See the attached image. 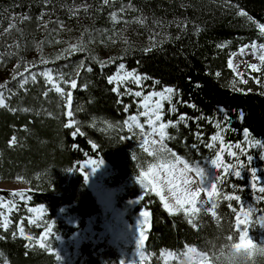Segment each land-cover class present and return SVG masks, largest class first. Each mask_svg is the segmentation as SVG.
Instances as JSON below:
<instances>
[{
  "label": "trees",
  "instance_id": "obj_1",
  "mask_svg": "<svg viewBox=\"0 0 264 264\" xmlns=\"http://www.w3.org/2000/svg\"><path fill=\"white\" fill-rule=\"evenodd\" d=\"M259 25H264V0H109L108 4L104 0H0V85H5L0 105V180L25 182L26 204L41 205L44 221H53L47 241L53 243L55 233L67 237L86 218L100 214L76 170L79 162L93 156L111 167L108 183L120 187L116 205L134 201L128 220L140 211L150 213L144 241L150 257L141 264H178L162 262L157 255L163 249L177 253L186 246L197 247L207 255V264H216L211 253L237 241L225 239L235 231L228 204L237 206L236 201L218 199L217 214L223 223L201 213L193 227L183 212L170 215L158 196L145 195L136 178L153 158L125 130L123 122L134 112V103L114 92L108 77L122 63L147 77L144 81L153 89L177 90L171 102H163L162 121L176 123L180 114L187 119L166 129L170 138L164 146L167 153L190 164L213 158L217 147L206 145L217 146L211 139L216 134L226 143L242 144L247 130L250 139L264 144V64L260 61L259 71L243 78L227 65L240 46L264 44ZM73 44L83 51L71 52ZM89 67L91 71L86 70ZM46 68L52 70L54 85L59 84L62 93L41 75ZM69 93L72 117L65 115ZM170 103L177 111L169 110ZM69 120L75 121L72 127L65 126ZM76 127L81 134H72ZM249 153L257 156L255 151ZM219 186L225 194L242 197L248 192L244 176H227ZM140 196L145 197L141 202ZM60 208L76 219L75 225L54 218ZM15 222L12 218L7 228L0 227V264H55L46 247L15 232ZM22 228L33 238L40 232L24 221ZM249 231L256 238V231ZM257 243L249 248L248 258L251 264H264V257L256 255ZM97 250L92 258L88 249H81L86 264H117L115 254Z\"/></svg>",
  "mask_w": 264,
  "mask_h": 264
},
{
  "label": "rangeland",
  "instance_id": "obj_2",
  "mask_svg": "<svg viewBox=\"0 0 264 264\" xmlns=\"http://www.w3.org/2000/svg\"><path fill=\"white\" fill-rule=\"evenodd\" d=\"M256 43H250L245 44L243 46H240L235 52L231 53V55L228 57V60H232L233 68H231L232 72L238 76L239 78H243L244 75H251L253 72H257V70L250 69L248 65L250 64H257L259 68V55L262 52V49L258 45H256L255 48H252L251 46ZM247 46V47H245ZM244 48V53L241 55V48ZM227 60V65H228ZM119 65H116L114 71L110 76L113 75H124V73L128 71H132L129 69L124 68L123 70L119 69ZM49 69H44L41 71V75L45 78V80L50 83L55 89L53 80L50 82L43 73L48 72ZM137 74V73H136ZM52 75V73H51ZM139 75V74H138ZM109 76V77H110ZM141 76V75H140ZM53 77V75H52ZM108 77V78H109ZM142 77V76H141ZM262 79L264 80V74L262 75ZM119 85V95L128 97L132 102L134 103V112L128 113L125 120L128 119L131 115H138L140 111H142L140 107V101L143 99V97H136L132 95L131 93H134L136 91H142L144 95H147L151 91H162L153 89L152 86H148L146 84V81H144L143 77L141 79L140 85H136L135 82L131 79L124 81V82H113L112 87H117ZM127 90V91H126ZM4 99L5 96L3 95ZM156 98H153L155 100ZM168 102L169 101H162ZM4 104V103H3ZM67 107V106H66ZM169 110H171V103L168 105ZM68 108L65 111V115L67 116ZM162 112V109H161ZM124 120V121H125ZM70 121V120H69ZM67 121V124L69 123ZM139 122L141 124L145 123L144 117H139ZM163 122V121H161ZM125 130H128L126 126H124ZM150 131L149 127H145V133ZM135 137V142L137 147H139L141 150L140 143H141V137L139 134L138 129H133L131 132ZM217 135V134H216ZM149 139H157L159 140L158 134H154L153 136H150ZM243 143L241 144L242 147H245L247 149L246 153L239 154L241 162L245 163L247 170H245L242 173V176L246 178V187L248 192L243 194L241 197V201H236L237 205L240 203H243L245 206L252 205L256 208L255 213L253 214L252 221H255L261 215H264V201L257 200V196L260 195L256 192L255 189L251 187V169L255 168L257 169V176L260 178L261 183H259L257 186H264V162H261L262 159L261 156L263 155V148H257L252 147L254 140L250 139L247 135L245 137V132L243 133ZM217 143V150L216 152H219L220 147H224L229 144H237V143H229L224 142L223 144L220 143V141H215ZM150 151H154L156 149H159L160 145L157 144L155 146L148 145ZM235 150V149H233ZM255 151L257 152V156L252 155L251 152ZM144 151V150H143ZM215 152V153H216ZM147 154V153H146ZM252 156L253 159L250 164H248V161L246 159L247 156ZM150 156V155H149ZM153 158V161L149 163L145 170L147 171L148 166L151 164H158L161 161H163L165 158L167 160H173L174 158L167 153L159 152L157 156H151ZM215 158V155L212 159ZM211 160V159H210ZM210 160L202 161L201 163H194L199 164L201 167L206 169V185L212 182H216L214 178L216 176H224L225 174L222 172V169H214L210 163ZM89 161H96V163L99 165L98 168H96L94 171L92 169L93 165L88 164ZM100 161H103L101 164ZM235 162L234 158L231 156H228L225 154L224 156V162ZM88 164L87 168H84L83 165ZM178 167H182V165H179ZM76 170L82 175L83 182L85 188L91 192L94 189H97L100 192V196L102 197V204H99L96 197V203L98 204V207L100 208V214L99 215H93L84 220V223L82 227L76 229L72 233H70L67 237H62L58 234H53V243L50 240L51 232H52V225L53 221H44L43 215L44 210L43 207L40 205L38 206H29L26 204L27 202V191L28 187L25 184V182L19 180V179H12V180H0V197H3L5 201L8 202V207L0 208V213H3L0 215V225L4 223L5 220H7L8 225L11 224L12 218L16 219V222L14 224L15 226V232L20 235V228H22L23 221L26 225L32 226L34 228H39V234L36 238H33L28 233H26L23 230V238H28L26 240L31 241L34 240L33 243L39 246L40 243H44L45 247L48 249L49 252H51L54 255V261L55 264H86L84 262V256L81 254V249H88L90 251V257H94V251L97 248V251L106 250L109 254H115L118 258L116 260L117 264H120V261H123V264H134L135 262H139L140 264L143 261H146L149 259L150 254L144 251V245L143 249L140 248V246L137 244V241L139 239V227H140V221L143 219V217L140 216V211L138 215L132 217L131 222L126 217L128 208H131L134 204V201H126L121 206L116 205L115 196L120 193V187L119 186H111L108 182H110V176L112 175V170L110 165L101 159L100 157H93V156H87L82 162H79V164L76 166ZM218 171V173H217ZM187 175L197 180V184L193 185L192 188L195 190V188L198 186V178L195 177L194 173H187ZM87 177V178H86ZM227 177V176H226ZM232 178H235L231 176ZM226 180V178L224 179ZM91 185H94V187H91ZM89 188H87L86 187ZM219 185V184H218ZM228 187H230L228 185ZM224 189L223 186L218 187V191H222ZM12 192H24L26 198L21 199L20 197H13L10 194ZM90 192V191H89ZM164 194L168 196L169 202L174 203L172 197L168 193L167 188L165 187ZM225 194V193H223ZM225 195H236V194H225ZM104 199V200H103ZM206 193L203 191L200 194V200L206 201ZM14 205V206H13ZM207 206V205H206ZM25 209L26 213L22 214V210ZM30 209L32 211H30ZM54 218L60 220L61 222L68 224V225H75L76 219L67 213H65L64 208H60L56 213ZM234 219V217H233ZM29 221H35V223H30ZM59 223V222H58ZM148 225V223H147ZM147 225H145V235L147 230ZM1 228H4L0 226ZM8 227V226H7ZM46 228H50L51 231L48 233V237L46 241H41V237L44 235ZM251 229L256 231V238L259 242V239L264 237V228H261L259 225H256L253 223ZM250 230V229H249ZM252 234V233H251ZM254 235V234H252ZM237 242V241H236ZM53 244V245H52ZM189 246L184 247L181 251L175 253L168 250H160L157 257L162 262H170L175 261L178 263V258L182 257L180 254L183 253ZM237 252L239 251H245L248 252L249 247L247 245L241 246V248L236 249ZM143 250L144 252V259L141 260L138 256L139 252ZM58 253L61 259L57 261L55 259V254ZM91 258V259H92ZM204 262V264H207V259H202L199 261V264L201 262ZM89 262H93L92 260H89ZM100 264H106V262H101Z\"/></svg>",
  "mask_w": 264,
  "mask_h": 264
},
{
  "label": "snow or ice",
  "instance_id": "obj_3",
  "mask_svg": "<svg viewBox=\"0 0 264 264\" xmlns=\"http://www.w3.org/2000/svg\"><path fill=\"white\" fill-rule=\"evenodd\" d=\"M105 4L109 3V0H104ZM86 10V9H85ZM123 11V9H121ZM116 13H112V18L116 19ZM240 15L244 16L246 13L243 11L240 12ZM143 23L144 21H139ZM261 34L264 35V25H259ZM59 43V41H57ZM247 47V46H245ZM255 48L256 45L253 44L251 46ZM260 49H264V44H261ZM70 51H83L82 47H78L76 44L70 45ZM145 51H150V49H145ZM241 55L244 53V48H241ZM261 64H264V54L259 56ZM106 66V65H101ZM228 67L231 69L233 68L232 60H228ZM250 69L259 71L257 64H250L248 65ZM19 68V65H17ZM125 68L124 64L119 65V69L123 70ZM87 71H91L92 69L89 67L86 69ZM29 70L26 68L25 72ZM52 70H49L46 73H43L47 77V79L51 82L53 77L51 75ZM23 75V74H20ZM217 76L220 73H216ZM33 80L35 79V74L31 77ZM60 80H64L63 75H59L58 77ZM133 80L136 85H140L142 77L136 74L134 71H128L124 73V75H113L108 78V83L112 84L113 82H124L127 80ZM143 79H147V77H143ZM67 83V81H64ZM243 83H247L246 80L242 81ZM259 82V81H258ZM159 83V82H156ZM55 90L58 93H62L63 89L59 86V84H55ZM77 83L75 80L71 81V87L75 88ZM5 85H0V105L4 103V97L2 89ZM114 92L119 94V85L113 88ZM127 91V90H126ZM176 89L173 87H164L162 91H151L147 95H144L142 91H136L131 93L136 97H143L140 101V107L142 111L138 113V115H131L128 117L127 120L123 122V126L128 128V131L131 133L133 129H138L139 134L141 137L140 146L143 148L144 152L150 156H157L159 152L168 151L164 146V140L168 137L166 129L168 127H177L179 123L184 122L187 117L185 114H180L176 123L172 121H168L167 123L161 122L162 121V112L161 109L163 108L162 101H169L171 102L172 96L176 93ZM153 98H156L153 100ZM179 102V101H178ZM71 106V94H68V107L70 109ZM127 107V106H126ZM194 107V105H193ZM172 111H177L175 107H172ZM73 113L69 110L67 112L68 117H72ZM242 116V113L240 114ZM139 117L145 118V123L141 124L139 122ZM75 124L74 120L69 121L66 124V127H72ZM112 127L111 124L108 125ZM145 127H149L150 131L145 133ZM220 127V125H218ZM245 137H247L248 131L244 130ZM73 135H79L80 128L76 127ZM154 134H158L159 140L157 139H149L150 136ZM134 138V136L132 137ZM212 141H220L221 144L224 143L223 137L219 134L212 136ZM12 142H15V137L12 138ZM159 144V149L154 151H150L148 145L155 146ZM93 148L96 145H92ZM209 148L217 147L214 143H209L206 145ZM252 147L257 148H264V144H262L259 140L254 141L251 145ZM235 149V150H233ZM247 149L242 147L241 144H229L224 147L219 148V152L214 153L215 158L210 160V163L214 169H222V172L225 174L222 176H216L214 180L216 182H212L206 185V178L205 173L206 169L201 167L199 164H190L187 160L182 159L181 157L177 156L175 153H171V156L174 158L173 160H167L166 158L158 164H151L148 166L147 171H141L137 176V182L142 188V191L147 195L149 192L154 193L156 196L159 197L163 207L165 210L168 211L170 215H174L178 212H183V214L189 217L188 222L193 226L197 227L196 221L199 218V214L203 213L204 215L211 214L212 217L215 218V222L220 224L223 223L220 216L217 214L218 209V199L222 198L225 201H241V196L239 195H225L218 191V184H222L226 176H233L235 178H242V173L247 170L245 163L241 162L239 154L246 153ZM228 155L234 158L235 162H224V156ZM264 159V156H261ZM248 164L251 163L253 157L247 156L246 157ZM103 161H100L101 164ZM88 164H92L93 171L99 167L96 161H89ZM88 164H85L83 167L87 168ZM182 165V167H178ZM187 173H194L195 177L198 178V186L193 190L192 186L197 184V180L190 178ZM87 178V177H86ZM251 187L256 190V192L260 195L257 196V200L264 201V186H257L261 183L260 178L257 176V169H251ZM165 187L168 190V193L172 197L174 203L169 202L168 196L164 194ZM206 193V201L200 200L201 192ZM13 197H20L21 199H25L24 192H12L10 194ZM145 197L140 196L139 201L141 202ZM207 205V206H206ZM14 206V205H13ZM8 207V202L4 200L3 197H0V208ZM230 209V217H234V219H230L229 222L235 228L234 232H231V236L225 237V239H232L233 237L237 238V242L232 245V248L239 249L241 248L242 244L247 245L249 248H255V244L257 243L256 238L250 235L249 231V223L252 221L253 214L256 211V208L252 205L245 206L243 203L238 204L237 206H233L231 203L228 204ZM30 211H32L30 209ZM3 213H0L2 215ZM140 216L143 219L140 221V231H139V239L137 244L143 249L144 241L146 239L145 235V225L148 223V218L150 217V213L148 211L140 212ZM264 215H261V217ZM30 223H35V221H29ZM4 228H7L8 223L7 220L4 221L2 225ZM20 235L23 236V228H20ZM51 231L50 228H46L44 235L40 238L41 241H46L48 237V233ZM231 231V229H230ZM28 239V238H26ZM259 243L264 244V237L259 239ZM40 247H45L44 243L39 244ZM185 251H191V249H186ZM184 251V252H185ZM184 252L180 255L183 256ZM141 260L144 259V252L141 250L138 254ZM55 259L59 261L61 257L58 253L55 254ZM226 264H232L231 260L225 256ZM120 264H123V261H120ZM201 264H204L202 261Z\"/></svg>",
  "mask_w": 264,
  "mask_h": 264
},
{
  "label": "clouds",
  "instance_id": "obj_4",
  "mask_svg": "<svg viewBox=\"0 0 264 264\" xmlns=\"http://www.w3.org/2000/svg\"><path fill=\"white\" fill-rule=\"evenodd\" d=\"M205 178H207L206 173ZM253 223L264 228V216L259 217L255 221H250L248 227L251 228ZM188 249H191V251H185L184 255L178 258V264H199L200 260L207 259V255L197 247L189 246ZM262 250H264V244L257 243L255 252L258 257H264V255H261ZM225 253L228 254L227 257L233 261V264H251L247 252H237L232 248V242L213 251L211 253L212 259L216 261V264H225ZM217 255L219 259H217Z\"/></svg>",
  "mask_w": 264,
  "mask_h": 264
},
{
  "label": "bare ground",
  "instance_id": "obj_5",
  "mask_svg": "<svg viewBox=\"0 0 264 264\" xmlns=\"http://www.w3.org/2000/svg\"><path fill=\"white\" fill-rule=\"evenodd\" d=\"M68 106V105H67ZM84 166V165H83ZM90 186L91 187H94V185H91L90 184ZM89 189V188H88ZM91 191V190H90ZM92 195H94L95 197H96V199H97V201H98V203L99 204H102V197L100 196V192L97 190V189H94L93 191H92ZM104 200V199H103ZM149 228H147V230H148ZM147 230H146V232H147ZM145 251V250H144ZM168 251H170V250H168ZM172 252V251H171Z\"/></svg>",
  "mask_w": 264,
  "mask_h": 264
},
{
  "label": "water",
  "instance_id": "obj_6",
  "mask_svg": "<svg viewBox=\"0 0 264 264\" xmlns=\"http://www.w3.org/2000/svg\"><path fill=\"white\" fill-rule=\"evenodd\" d=\"M67 108H68V106H67ZM147 227L149 228V223H148Z\"/></svg>",
  "mask_w": 264,
  "mask_h": 264
}]
</instances>
